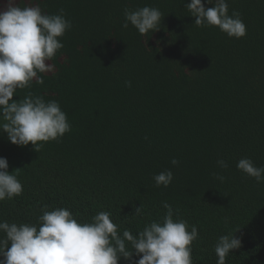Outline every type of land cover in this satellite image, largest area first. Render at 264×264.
<instances>
[{"label":"trees","instance_id":"1","mask_svg":"<svg viewBox=\"0 0 264 264\" xmlns=\"http://www.w3.org/2000/svg\"><path fill=\"white\" fill-rule=\"evenodd\" d=\"M187 3L40 0L47 14L63 9L72 28L59 38L56 74H41L42 85L18 89L13 100L31 92L58 101L71 131L38 152L0 132V157L23 186L0 201V221L38 224L45 205L70 210L78 222L108 211L121 236L125 229L136 236L162 220L167 202L174 219L197 227L193 264H217L218 238L237 229L241 247L226 264H264V182L236 167L245 157L264 167V0H228L229 14L239 12L246 25L239 39L195 25ZM145 6L163 13L159 31L122 28L126 8ZM165 170L173 181L156 187L154 175Z\"/></svg>","mask_w":264,"mask_h":264},{"label":"clouds","instance_id":"2","mask_svg":"<svg viewBox=\"0 0 264 264\" xmlns=\"http://www.w3.org/2000/svg\"><path fill=\"white\" fill-rule=\"evenodd\" d=\"M190 0L186 4L195 25L218 27L230 38L246 35V25L240 13L229 14L228 0ZM24 5L23 7L21 5ZM125 22L135 27L142 36L159 31L163 13L155 7L145 6L136 10L125 9ZM72 22L63 9L58 14H47L40 0H7L0 11V132L7 133L8 140L18 146L31 143L35 151L49 142L62 138L71 131L67 114L56 100L46 101L43 96L29 92L19 101L13 100L18 89L29 88L32 83L42 85L43 76L55 75L53 61L64 45L60 41ZM146 43V41H145ZM66 59V58H65ZM64 59V60H65ZM127 86L131 83L126 81ZM179 161L172 159V165ZM221 169H226L225 160H217ZM257 183L264 182V167H257L250 158H242L236 165ZM8 160L0 157V201L11 200L22 194L23 186L17 171H8ZM223 183L225 176L212 173ZM171 170L154 175L155 186L168 187L173 181ZM167 210L160 221L145 225L134 236L125 229L122 236L111 213L101 211L91 222H78L72 212L58 207L48 211L42 208L38 224L8 223L0 221V264H119L121 257L130 260L133 254L140 258L135 264H193L192 243L198 239L196 226L174 219L172 206L163 202ZM142 214V206L135 208V215ZM239 231L237 229L235 233ZM234 233V234H235ZM229 233L218 238L214 251L217 264H226V257L241 247V239ZM125 241L132 245L129 251Z\"/></svg>","mask_w":264,"mask_h":264},{"label":"flooded vegetation","instance_id":"3","mask_svg":"<svg viewBox=\"0 0 264 264\" xmlns=\"http://www.w3.org/2000/svg\"><path fill=\"white\" fill-rule=\"evenodd\" d=\"M1 1L2 0H0V3H1ZM5 1V0H4ZM19 2V0H17V3ZM0 8H1V6H0ZM4 10V6H3V8L2 9H0V11H3ZM63 57L64 56H60V57H58L57 58V60L60 62V63H62L63 62ZM48 62V64H51V63H53V61H47Z\"/></svg>","mask_w":264,"mask_h":264},{"label":"rangeland","instance_id":"4","mask_svg":"<svg viewBox=\"0 0 264 264\" xmlns=\"http://www.w3.org/2000/svg\"><path fill=\"white\" fill-rule=\"evenodd\" d=\"M6 2H7V0H2L1 1V3H0V6H1V8L0 9H2L3 8V6L6 4ZM46 63H48L47 61H46Z\"/></svg>","mask_w":264,"mask_h":264}]
</instances>
